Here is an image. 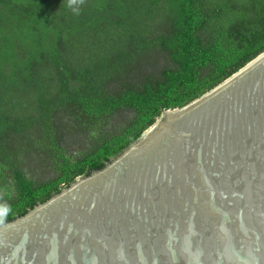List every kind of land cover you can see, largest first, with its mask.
Segmentation results:
<instances>
[{"label": "trees", "instance_id": "1", "mask_svg": "<svg viewBox=\"0 0 264 264\" xmlns=\"http://www.w3.org/2000/svg\"><path fill=\"white\" fill-rule=\"evenodd\" d=\"M263 52L264 0H0V226Z\"/></svg>", "mask_w": 264, "mask_h": 264}, {"label": "water", "instance_id": "2", "mask_svg": "<svg viewBox=\"0 0 264 264\" xmlns=\"http://www.w3.org/2000/svg\"><path fill=\"white\" fill-rule=\"evenodd\" d=\"M0 264H264V52L1 225Z\"/></svg>", "mask_w": 264, "mask_h": 264}, {"label": "clouds", "instance_id": "3", "mask_svg": "<svg viewBox=\"0 0 264 264\" xmlns=\"http://www.w3.org/2000/svg\"><path fill=\"white\" fill-rule=\"evenodd\" d=\"M69 7H72L73 5H79L83 4L84 0H68ZM74 11H77V9H73ZM11 209L7 205H0V223L4 222V219L9 214Z\"/></svg>", "mask_w": 264, "mask_h": 264}, {"label": "rangeland", "instance_id": "4", "mask_svg": "<svg viewBox=\"0 0 264 264\" xmlns=\"http://www.w3.org/2000/svg\"><path fill=\"white\" fill-rule=\"evenodd\" d=\"M38 164L37 163H35L34 164V169L32 170V175H34V177H37V178H39L40 180H44L45 179V177H46V170L44 169V168H41V167H35V166H37Z\"/></svg>", "mask_w": 264, "mask_h": 264}]
</instances>
